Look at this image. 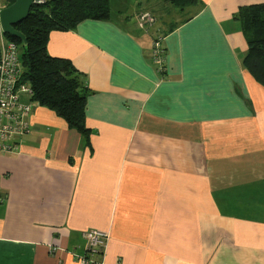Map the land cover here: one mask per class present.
<instances>
[{"label":"crops","instance_id":"obj_1","mask_svg":"<svg viewBox=\"0 0 264 264\" xmlns=\"http://www.w3.org/2000/svg\"><path fill=\"white\" fill-rule=\"evenodd\" d=\"M158 1L50 33L87 91L90 146L32 104L20 151L0 152V264H82L95 230L101 264H264V86L235 18L264 0H162L138 26Z\"/></svg>","mask_w":264,"mask_h":264},{"label":"trees","instance_id":"obj_2","mask_svg":"<svg viewBox=\"0 0 264 264\" xmlns=\"http://www.w3.org/2000/svg\"><path fill=\"white\" fill-rule=\"evenodd\" d=\"M198 1L172 0L180 8ZM14 2L3 0L2 7ZM235 18L240 21L249 45L243 65L264 86V3L242 7ZM87 19H111V0H43L35 3L28 16L15 26L26 36V44L4 36L19 44L24 80L33 91L31 100L54 110L90 146L91 129L86 123L87 91L82 78L69 59L52 56L47 50L52 31L74 29ZM83 255H87L86 250Z\"/></svg>","mask_w":264,"mask_h":264},{"label":"built area","instance_id":"obj_3","mask_svg":"<svg viewBox=\"0 0 264 264\" xmlns=\"http://www.w3.org/2000/svg\"><path fill=\"white\" fill-rule=\"evenodd\" d=\"M41 2L43 0L35 1V3ZM152 56L160 63L164 62L165 49L160 38L153 42ZM22 94L31 97L33 91L29 82L24 80L19 44L2 37L0 39V152L2 153L20 151L21 142L30 131L28 116L32 104L23 102ZM85 237L87 255L80 256V262L101 264L99 258L102 256L108 234L95 230L87 232Z\"/></svg>","mask_w":264,"mask_h":264},{"label":"water","instance_id":"obj_4","mask_svg":"<svg viewBox=\"0 0 264 264\" xmlns=\"http://www.w3.org/2000/svg\"><path fill=\"white\" fill-rule=\"evenodd\" d=\"M35 1L36 0H15L11 5L1 8L0 29L2 33L17 38L23 44H26V36L16 29L15 26L28 16Z\"/></svg>","mask_w":264,"mask_h":264},{"label":"rangeland","instance_id":"obj_5","mask_svg":"<svg viewBox=\"0 0 264 264\" xmlns=\"http://www.w3.org/2000/svg\"><path fill=\"white\" fill-rule=\"evenodd\" d=\"M121 1L120 0H114V3L112 5L114 10L118 9V5L121 6V5L125 4L126 2L129 4V7H131L130 4H132V3L137 4L138 0H124V3H122ZM159 3L160 4H157L156 6H154L155 9L157 8V11L155 10V12H152L151 8H150V10H143V9L139 10V12L135 15L136 23L138 26L139 25H142L143 27L144 26H150L151 24H154V22H155L154 19L156 21L159 20L162 22L166 18L167 13L164 11L163 1L161 0ZM2 6H3V0H0V9ZM133 8H134V6L131 7V9H133ZM130 12H132V11H130ZM145 14H147L146 17H143V16H145ZM1 35L4 36V34L2 33V31L0 29V39L2 38ZM4 38H5V36H4ZM33 103H35V102L31 101V104H33Z\"/></svg>","mask_w":264,"mask_h":264}]
</instances>
